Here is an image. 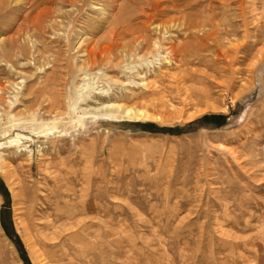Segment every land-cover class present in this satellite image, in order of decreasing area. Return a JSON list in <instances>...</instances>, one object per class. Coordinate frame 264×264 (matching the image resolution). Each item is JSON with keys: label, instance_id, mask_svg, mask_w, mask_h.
<instances>
[{"label": "rangeland", "instance_id": "obj_1", "mask_svg": "<svg viewBox=\"0 0 264 264\" xmlns=\"http://www.w3.org/2000/svg\"><path fill=\"white\" fill-rule=\"evenodd\" d=\"M69 1L0 17V264H264V0Z\"/></svg>", "mask_w": 264, "mask_h": 264}, {"label": "bare ground", "instance_id": "obj_2", "mask_svg": "<svg viewBox=\"0 0 264 264\" xmlns=\"http://www.w3.org/2000/svg\"><path fill=\"white\" fill-rule=\"evenodd\" d=\"M28 1V0H27ZM36 1V0H35ZM73 3H75V0H71ZM149 1V0H148ZM162 1V0H161ZM164 2H167L168 3V1L167 0H163ZM174 0H171V2H173ZM183 1H185V0H183ZM182 1V2H183ZM190 0H188L187 2H189ZM10 2H12V0H0V17L1 16H3V14L5 13V12H7L8 10H6L5 11V9H3V8H5L6 6H8L9 4H10ZM59 3H60V1H58ZM62 2V1H61ZM64 2V1H63ZM70 2V1H69ZM72 2H70V3H72ZM146 2V1H145ZM186 2V3H187ZM14 3H15V1H14ZM147 3V2H146ZM151 3V2H150ZM149 4V3H148ZM158 4H160V0H155L154 1V3H153V5L151 4V7L153 6L154 8H156L157 6H159ZM165 4V3H164ZM30 5H32V4H30ZM147 5V4H146ZM150 5V4H149ZM172 5H174V4H172ZM188 5V4H187ZM13 6V5H12ZM121 7V6H120ZM120 7H119V10H121L120 9ZM160 7V6H159ZM177 7V6H176ZM7 8V7H6ZM58 8V7H57ZM154 8H151V10L153 9L154 10ZM163 8V7H162ZM170 8V7H169ZM10 9H12V8H10ZM50 9V8H49ZM59 9V8H58ZM160 9V8H159ZM164 9V8H163ZM163 9H161V10H163ZM173 9H175V8H173ZM182 9V8H181ZM4 10V11H3ZM158 10V9H157ZM166 10H169V9H166ZM177 10H179V9H177ZM43 11V10H42ZM60 11H61V9H60ZM142 11V10H141ZM53 12H54V14H52V16H55V13H57L58 11H54L53 10ZM143 13H145L144 11H142ZM156 12V10L154 11V14H156L155 13ZM161 12V11H160ZM58 13H60V12H58ZM62 13H64V15H65V12L64 11H62L61 13H60V15L62 14ZM121 14V13H120ZM153 14V15H154ZM158 14V13H157ZM37 15V16H36ZM35 16V18H37V24H39L38 26L39 27H36L32 22V26L35 28V30H33L31 33L29 32V33H27L28 32V29H26L25 30V32L27 33V37H33V36H36V34H38V33H36V32H38V30L40 29L42 32H41V34H42V36L44 35V33L46 32V30H47V27H49L52 23H48L47 22V20L49 19V18H51V15L49 14V12L47 11V12H44V14L42 13V14H40V12L39 13H37ZM57 15H59V14H57ZM59 15V17H61V16H63V15H61L60 16ZM150 16V18H151V15H149ZM39 17H40V19H39ZM153 17V16H152ZM114 19H112L111 21H112V23L114 24V26L112 27V29L114 30L115 28H118L119 26H120V24H122L124 21H126V20H123V18H122V14L121 15H119V17L116 15L115 17H113ZM182 19H184V17L182 18ZM204 20V19H203ZM32 21H34V20H32ZM49 21H50V19H49ZM127 21H129V20H127ZM184 21V20H183ZM185 21H186V17H185ZM187 21H188V19H187ZM48 24H47V23ZM110 22V21H109ZM206 23V22H205ZM36 24V23H35ZM36 24V25H37ZM187 24H189V21H188V23ZM201 24V23H200ZM204 23H202V25H203ZM131 25V24H130ZM157 25H159V24H157ZM157 25L155 26L156 28H159V30H161V28L160 27H157ZM190 25V24H189ZM133 26V25H132ZM143 26V25H142ZM128 27V26H127ZM130 27V26H129ZM161 27H163L162 25H161ZM189 27V26H188ZM27 28H28V26H27ZM31 29V28H30ZM122 29V28H121ZM124 29H125V27H124ZM144 29V28H143ZM143 29H142V31H143ZM117 30H120V29H117ZM126 30V29H125ZM134 30V29H133ZM24 31V29H22V33H24L23 32ZM139 30H137V32H138ZM19 32V31H18ZM25 33V34H26ZM120 33V32H119ZM128 33V32H127ZM140 33V32H139ZM167 33V32H166ZM115 34H116V32H115ZM118 34V33H117ZM207 34V33H206ZM209 34V33H208ZM207 34V35H208ZM137 35V34H136ZM206 35V36H207ZM222 35V34H221ZM251 35V34H250ZM26 36V35H25ZM137 36H139V35H137ZM142 36V35H141ZM143 36H145V35H143ZM211 36V35H210ZM208 37V36H207ZM209 38V37H208ZM2 39V38H1ZM143 39V38H142ZM142 39H140V40H142ZM146 39V38H145ZM1 41V40H0ZM142 41H144V40H142ZM207 41V40H206ZM2 43H0V57H4L5 55H6V53H7V50L9 49V48H15V46H16V42H17V39L16 38H8V39H6V40H3V41H1ZM154 42V41H153ZM156 42V41H155ZM157 43V42H156ZM156 43H152V44H156ZM111 44V43H110ZM127 44V43H126ZM142 44H143V42H142ZM114 45V44H113ZM138 45V44H137ZM176 45H178V44H176ZM139 46V45H138ZM141 46V45H140ZM154 46V45H153ZM159 46V45H158ZM184 46H186V44L184 45ZM184 46H183V48H184ZM200 46V45H199ZM114 47V46H113ZM127 47V46H126ZM155 47V46H154ZM160 47V46H159ZM158 47V48H159ZM172 47H174V45H172ZM177 47V46H176ZM169 48V47H168ZM202 48V47H201ZM201 48H199V49H201ZM238 48V47H237ZM236 48V49H237ZM7 49V50H6ZM186 49V48H185ZM185 49H184V51H185ZM188 49V48H187ZM115 50H116V48H115ZM174 50V49H173ZM183 50V49H182ZM202 50V49H201ZM238 50V49H237ZM158 51V50H157ZM172 51V50H171ZM170 51V52H171ZM117 52V51H116ZM128 52V51H127ZM131 52V51H130ZM182 52V51H181ZM197 52H199V51H196V53ZM132 53V52H131ZM126 55V54H125ZM125 55H124V57H125ZM132 55H133V53H132ZM137 55V54H136ZM180 56H181V54H180ZM130 57H132V56H130ZM139 57V56H138ZM142 58V57H141ZM182 59V58H181ZM179 60V59H178ZM143 61V60H142ZM141 61V62H142ZM144 63V62H143ZM142 63V64H143ZM187 63V62H186ZM185 64V63H184ZM194 66V65H193ZM133 67V66H132ZM184 68V67H183ZM186 68H188V67H186ZM125 69V68H124ZM129 70V69H128ZM130 70H131V68H130ZM191 70V69H190ZM182 72V70H179V72ZM191 71H193V70H191ZM197 71H198V69H197ZM133 72V71H132ZM195 72H196V70H195ZM192 73V72H191ZM135 74V73H134ZM162 74V73H161ZM188 74V73H187ZM190 74V73H189ZM194 74V73H193ZM163 75V74H162ZM196 75V74H195ZM174 76H175V74H174ZM172 77V78H170L171 80L169 81L170 82V84L168 85V86H166L167 88H170V90H168V91H172L173 90V88H175L176 87V89L178 88V87H181V86H179V84L180 83H183L184 81H185V77H183V76H181V74H180V76L179 75H176L175 77ZM198 76V75H197ZM141 77V76H140ZM144 76H142L141 77V81H140V83L142 84V85H145V83H144V81H143V78ZM156 77H158V76H156ZM85 79H87V78H85ZM188 79V78H187ZM153 81V80H152ZM165 81L167 82V79H165ZM171 81H172V85H171ZM93 82V81H92ZM133 82V81H132ZM151 82V81H150ZM149 82V83H150ZM87 83V82H86ZM94 83V82H93ZM147 83V82H146ZM148 83V84H149ZM168 83V82H167ZM90 84V83H89ZM89 84H87L86 86H84L85 87V89H88L89 88ZM152 84V83H151ZM175 84V85H174ZM147 85V84H146ZM157 85H158V83H157ZM157 85H156V83H154L153 85H152V87H157ZM161 85V84H160ZM163 86L162 87H164V85L165 84H162ZM174 85V86H173ZM95 87V86H94ZM147 87H148V85H147ZM151 86H150V88H152ZM161 86H159V88H160ZM189 87V86H188ZM98 88V87H97ZM184 88H186V87H184ZM84 89V90H85ZM201 89V88H200ZM42 90V89H41ZM153 90V89H152ZM164 90V89H163ZM166 90V89H165ZM193 90V89H192ZM202 90V89H201ZM206 90V89H205ZM86 91V90H85ZM167 91V92H168ZM194 91V90H193ZM87 92H88V90H87ZM153 92V91H152ZM159 92V91H158ZM169 92V93H170ZM206 92H208V90L206 91ZM80 93V92H79ZM81 93H83V92H81ZM157 93V92H156ZM161 93V92H160ZM164 94H166V93H164ZM163 93L161 94V96L160 97H158V98H155V99H153V100H147V101H145L144 103H141L140 102V107L141 108H131V107H125V106H121V105H119V104H111V106H113V107H107V108H104V110H101L102 112H100L101 114H104V115H107V116H113V113H111V111H113V110H115V111H119L120 112V114L123 116V117H128V118H145L146 116H147V112H146V110H145V108L146 107H148V105H157L159 102H161V100H162V97H163V95H164ZM200 94V93H199ZM41 96V95H40ZM79 96V95H78ZM165 96V95H164ZM167 96V95H166ZM207 96H209V94L207 95ZM89 97V96H88ZM87 97V98H88ZM86 98V99H87ZM44 99H45V97H44ZM47 100V99H46ZM92 100V99H91ZM149 102V103H148ZM99 106V105H98ZM100 107H102V106H100ZM143 107H144V109H143ZM77 108H79L78 106H77ZM84 110V109H83ZM93 110H99L98 108H92L91 109V111H93ZM90 111V110H89ZM114 112V111H113ZM91 113V112H90ZM73 116V115H72ZM16 119V118H15ZM29 119V118H28ZM73 119V118H72ZM77 119V118H76ZM79 119V118H78ZM75 121H77V120H75ZM28 123L30 124V127H31V129H32V131L33 132H35V133H38V135H40L41 134V136H44L45 134H46V132H44V131H47V130H42L41 128L43 127V126H45L44 124H41V123H39L38 124V122H36V120H34L33 118H30L29 119V121H28ZM13 125V124H12ZM17 125H18V122H17ZM16 126V125H15ZM13 128V127H12ZM11 130V129H10ZM9 130L8 129H6V128H4L3 129V133L6 135L7 134V132H8ZM2 133V134H3ZM26 140H28V137L27 136H25V135H22V134H20V133H15L14 135H12V136H10V137H8L5 141H3V142H0V145H3V144H8L9 146H16V148L17 149H19L20 147H25L26 145H24V141H26ZM31 141V140H30ZM7 146V145H6ZM26 148V147H25ZM20 150H22V149H20ZM5 160V158H3V157H0V163L2 162V161H4ZM5 162V161H4ZM47 198H49L48 196H47ZM47 201V200H46ZM45 201V202H46ZM51 202V201H50ZM49 202V203H50ZM56 202V201H55ZM47 204V203H46ZM42 207V206H41ZM54 209V208H53ZM56 210V209H55ZM58 210V209H57ZM44 211V210H43ZM47 212V211H46ZM52 213V212H51ZM51 213H49V212H47V216H52V217H56V214L55 213H53V214H51ZM53 219V218H52ZM56 222V221H55ZM56 231V230H55ZM51 234H53V233H51ZM52 237V236H51Z\"/></svg>", "mask_w": 264, "mask_h": 264}]
</instances>
